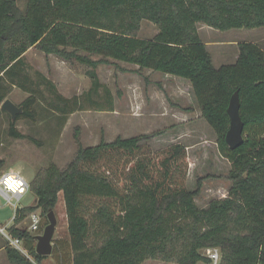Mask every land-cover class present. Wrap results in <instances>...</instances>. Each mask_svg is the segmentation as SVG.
I'll return each instance as SVG.
<instances>
[{"label":"trees","instance_id":"obj_1","mask_svg":"<svg viewBox=\"0 0 264 264\" xmlns=\"http://www.w3.org/2000/svg\"><path fill=\"white\" fill-rule=\"evenodd\" d=\"M143 20L158 29L151 40L138 37ZM198 24L219 31L264 27V0H27L24 12L16 0H0V104L10 86L29 90L20 80L27 79L23 57L31 48L90 69L85 94L70 99L58 94L49 103L61 116L113 111L96 68L108 60L134 65L189 82L218 153L230 164L227 197L199 208L194 199L203 180L194 191L186 188L183 144L154 151L143 143L148 137L139 136L85 147L76 130L71 161L62 169L51 163L34 175L29 190L36 202L17 209L9 228L36 264L46 258L35 253L36 236L17 226L39 209L53 211L59 194L68 242L56 239L52 253L59 258L68 244L71 264H197L205 261L199 251L207 247L220 248V264H264V52L241 42L235 62L216 68ZM100 90L105 106L92 99ZM235 92L244 142L230 150L227 108ZM35 103L31 95L19 105L22 113L10 119L13 138L35 142L15 129L21 118L34 120ZM7 255L13 264H32L11 247Z\"/></svg>","mask_w":264,"mask_h":264},{"label":"rangeland","instance_id":"obj_2","mask_svg":"<svg viewBox=\"0 0 264 264\" xmlns=\"http://www.w3.org/2000/svg\"><path fill=\"white\" fill-rule=\"evenodd\" d=\"M26 1L16 0V5L22 12L25 11ZM204 26L198 24L197 29L201 41L208 46L206 48L213 57L215 67L233 64L235 56L238 55V43L258 44L264 34V27L219 31L210 27L204 29ZM157 32L158 29L153 23L143 20L138 37L151 40ZM92 59L98 60L99 57ZM23 62V74L27 79L23 81L21 78L20 82L29 90L10 86L5 99L19 106L31 95L35 97L34 120L21 118L15 124L17 132L34 138L35 142L13 138L9 133L10 116L0 109V175L18 169L20 175L30 183L39 170L51 163L60 169L64 168L76 152L74 141L76 130L85 147L95 146L101 140L111 142L117 137L126 139L147 136L148 140L143 143L149 144L154 151L174 143H181L186 147L188 154L186 188L194 191L197 180L200 178L203 180L200 193L194 199L199 208H207L212 200L227 197L231 185L228 181L230 167L217 151L215 134L205 121L194 118L197 106L189 82L171 76L159 82V75H151L145 70L138 71V67L134 65L108 60L97 66L96 73L101 84L110 90L113 111L84 110L73 115L61 116L51 110L49 103L58 94L66 98L85 94L92 84L87 75L89 67L64 61L54 55L45 56L35 48L25 53ZM42 77L52 82L55 90L42 81ZM150 80L156 84L153 87L158 95L156 101L151 100L149 96L147 83ZM92 99L103 106L106 105L102 90ZM85 106L88 107V104ZM189 110L193 112L183 118V113ZM175 114L178 116L176 121ZM35 202V195L29 191L17 206L30 207ZM15 210L13 202L5 203L0 198V227L12 226L11 219ZM37 211L41 215L39 234H42L45 224H48V212L43 213L40 209ZM53 212L57 224L52 244L57 237H61L63 243H67V222L61 194ZM28 224L29 219L26 217L18 226L25 229ZM8 248L6 240L0 235V264H13L7 255ZM211 248L220 251L218 247ZM201 251L202 249L199 251L200 255ZM63 252L59 258L52 253L39 264H71L68 244H63ZM143 264L174 263L149 260Z\"/></svg>","mask_w":264,"mask_h":264},{"label":"water","instance_id":"obj_3","mask_svg":"<svg viewBox=\"0 0 264 264\" xmlns=\"http://www.w3.org/2000/svg\"><path fill=\"white\" fill-rule=\"evenodd\" d=\"M239 108V97L238 93L235 92L230 98L229 105L227 108V114L229 116L230 121L229 128L225 135V141L230 150H235L239 148L244 142V124L239 115ZM0 109L5 113L9 114L11 121H15L17 115L21 114L23 111V108L21 106L15 105L9 99H5L1 103ZM47 220L48 224L43 229L42 234L37 235L35 237V253L44 257L51 255L53 249L52 240L55 233L57 220L52 210L47 213Z\"/></svg>","mask_w":264,"mask_h":264},{"label":"built area","instance_id":"obj_4","mask_svg":"<svg viewBox=\"0 0 264 264\" xmlns=\"http://www.w3.org/2000/svg\"><path fill=\"white\" fill-rule=\"evenodd\" d=\"M8 173H2L0 175V178H3ZM27 182V189L23 192H15L13 190H6L3 186H0V198L5 203H12L14 204V209L17 210L18 206L17 203L21 200L22 197H24L27 193H29V182ZM19 209V208H18ZM15 210V212H16ZM14 211V210H13ZM15 212L14 216L11 219L12 225L15 218ZM29 224L27 228H25V231H27L29 234L33 236H37L40 231V222H41V215L38 211H35L31 213L28 217ZM12 227V226H11ZM10 227H0V234L3 236V238L6 240L9 247L12 249L20 252L22 255H24L32 264H36L35 261L28 255L26 249L24 248V243L22 239H19L17 237H13L9 231H7ZM17 228L20 229L19 226ZM40 235V234H39ZM209 249L215 250L216 248L207 247L202 249L201 251V257L205 259V261H200L198 264H213L212 259L209 255ZM221 261V260H220Z\"/></svg>","mask_w":264,"mask_h":264},{"label":"clouds","instance_id":"obj_5","mask_svg":"<svg viewBox=\"0 0 264 264\" xmlns=\"http://www.w3.org/2000/svg\"><path fill=\"white\" fill-rule=\"evenodd\" d=\"M0 186H3L6 190L23 192L27 189V182L24 177L20 175L18 169H12L5 177L0 178ZM209 255L213 264H220L221 254L219 249H209Z\"/></svg>","mask_w":264,"mask_h":264},{"label":"crops","instance_id":"obj_6","mask_svg":"<svg viewBox=\"0 0 264 264\" xmlns=\"http://www.w3.org/2000/svg\"><path fill=\"white\" fill-rule=\"evenodd\" d=\"M207 26H204V29H207L206 28ZM198 30V34H199V29H197ZM208 31H210V30H208ZM199 36H200V34H199ZM201 39V38H200ZM205 45H206V43H204ZM216 46H218V45H216ZM258 46L263 50V52H264V34H263V37H262V40H260V42L258 43ZM206 47H208L207 45H206ZM212 57V56H211ZM236 58H237V56H235V60H236ZM212 61L214 62V60H213V57H212ZM220 65V64H219ZM218 65V66H219ZM216 68H218V67H216ZM145 71H148V73H151V75L152 74H156L157 76L159 75V82H161V81H164V78H166V77H169L168 75H163V74H158V73H155V72H152V71H150V70H145ZM175 78V77H174ZM178 79H180V78H178ZM149 80V79H148ZM186 81V80H185ZM188 82V81H187ZM148 85H149V88H148V90H149V96H150V98H151V100H155L156 101V99L158 98V95H157V92L153 89V87L156 85L154 82H152V80H150L148 83H147ZM182 85H184L183 83H181ZM164 89V88H163ZM61 96H63L62 94H60ZM64 97V96H63ZM64 98H66V97H64ZM66 99H70V98H66ZM79 112H84V111H79ZM191 112H193V110H189L188 112H185V113H183V118L184 117H188L187 115H190L191 114ZM56 113V112H55ZM75 113H77V112H74V113H72V114H70V115H73V114H75ZM195 115H194V118L195 119H201L202 121H203V119L201 118V116H200V111L198 110V108H197V111L194 113ZM181 116V115H180ZM174 117H176L175 118V121H176V119H177V115L175 114L174 115ZM191 119V118H190ZM188 120H189V118H188ZM223 159V158H222ZM225 160V159H224ZM226 161V160H225ZM227 163H228V165H229V167H230V164H229V162L227 161ZM191 163H190V160H189V165H190ZM190 168H189V172H190ZM1 235V234H0ZM1 237L3 238V236L1 235ZM4 239V238H3ZM56 239H58V240H62V238L61 237H57Z\"/></svg>","mask_w":264,"mask_h":264}]
</instances>
